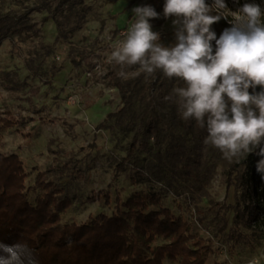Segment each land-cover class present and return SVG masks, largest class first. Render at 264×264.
Segmentation results:
<instances>
[{"label": "rangeland", "instance_id": "374dc122", "mask_svg": "<svg viewBox=\"0 0 264 264\" xmlns=\"http://www.w3.org/2000/svg\"><path fill=\"white\" fill-rule=\"evenodd\" d=\"M84 1L91 6L94 17L69 39L58 38L54 21L44 11L31 15V21L37 24V38L15 35L0 43V114L9 111L15 118H30L22 128L2 130L0 153L17 154L23 161L30 202L34 204L44 193L35 182L38 173L47 170H50L48 181L63 188L72 200L71 206L60 213L62 224L87 223L99 214L111 216L116 212L117 199L124 202L138 192L160 193L162 205L188 222L190 243L200 242L210 247L205 264H264V225L233 222L236 173L228 179L220 167L203 189L193 193L187 189L175 193L161 183L135 182L131 164L116 176L115 168L127 156L133 135L141 124L137 119L134 130L97 129L108 113L118 111L123 105L118 88L109 85V77L113 73L128 80L143 71L138 64H117L111 53L126 39L128 29L135 23L134 7L150 5L161 15L165 0ZM211 2L206 0L207 4ZM251 2L225 0L228 8L225 14L234 20L233 13ZM254 2L264 8V0ZM36 4L37 0H0V16H18ZM173 19H167L161 26L153 19L149 21L165 46L175 43ZM102 21L105 27L101 31ZM121 31L125 34L119 36ZM96 40L99 44L91 61H82L81 67L76 68L71 59L80 60L81 52L89 51ZM42 45L51 47V53L44 57L41 66L45 75L34 76L25 61ZM96 64L99 68H95ZM57 68L61 70L53 75ZM121 71L125 73L123 77L119 75ZM150 77L147 75V79ZM71 94H76L79 101L72 103ZM136 109L140 112L143 107L137 103ZM92 143L95 148L88 147ZM261 188L264 207V182ZM261 218L264 211H260ZM164 243L156 239L151 246ZM162 264H180V261L166 258Z\"/></svg>", "mask_w": 264, "mask_h": 264}, {"label": "trees", "instance_id": "16d2710c", "mask_svg": "<svg viewBox=\"0 0 264 264\" xmlns=\"http://www.w3.org/2000/svg\"><path fill=\"white\" fill-rule=\"evenodd\" d=\"M44 11L54 21L58 38L64 40L94 17L91 6L84 0H37L36 5L18 16H0V43L15 35L37 38V24L31 21V15ZM224 15L227 19L212 25L217 38L231 27V18L225 12ZM153 20L161 26L167 19L162 12L159 19ZM101 24L102 31L105 21ZM98 44L94 41L89 51L81 52L80 60L72 58L71 63L79 68L82 61L90 62ZM50 53L51 47L42 45L26 59L25 66L32 75H45L41 66ZM60 70L57 68L52 74ZM109 78V85L118 88L123 105L118 111L108 113L97 129L134 130L137 119L141 124L133 135L127 156L115 168L116 176L131 164L135 182L161 183L175 193L184 189L193 193L203 189L221 167L228 179L236 173L233 222L264 225V218L260 220V211H264L260 197L264 179L256 170L260 159L255 154L258 147L250 154L227 159L219 149L205 144L206 128L199 127L194 120L185 121L180 115L174 89L185 84L178 78H167L161 70L155 71L150 79L144 72L128 80L113 73ZM256 91H260L259 87ZM169 96L172 98L166 100ZM137 103L143 107L140 112ZM29 121L30 118L23 116L15 118L9 111L0 114V145L3 129L22 128ZM88 147L96 146L92 143ZM68 167L69 163L64 165ZM49 172L38 173L35 184L44 193L32 204L26 193L23 161L17 154L0 153V241L9 245L27 243L39 264H162L166 258L179 260L180 264L206 263L210 247L200 242L190 243L188 222L162 205L160 193L138 192L124 202L117 199L116 212L111 216L99 214L87 223L62 224L60 213L71 206L72 200L63 188L48 181ZM104 196L109 203L108 195ZM156 239L165 243L152 247Z\"/></svg>", "mask_w": 264, "mask_h": 264}, {"label": "clouds", "instance_id": "9594fccd", "mask_svg": "<svg viewBox=\"0 0 264 264\" xmlns=\"http://www.w3.org/2000/svg\"><path fill=\"white\" fill-rule=\"evenodd\" d=\"M225 10V0H165L163 17H174L175 29V43L165 46L149 23L160 14L150 5L134 7L135 23L111 59L121 66L138 64L149 76L161 70L182 81L185 86L174 89L182 119L206 128L204 143L227 159L258 147L256 170L264 179V8L254 0L244 3L217 38L212 25L227 19ZM0 264L39 261L27 243L0 241Z\"/></svg>", "mask_w": 264, "mask_h": 264}, {"label": "built area", "instance_id": "2783aa9c", "mask_svg": "<svg viewBox=\"0 0 264 264\" xmlns=\"http://www.w3.org/2000/svg\"><path fill=\"white\" fill-rule=\"evenodd\" d=\"M122 32V31H121ZM119 33V36H122V35H124L125 33L124 32H122V33ZM97 67V64L95 65V68ZM97 68H99V67H97ZM70 100L72 101V103H75V102H78L79 101V99H78V97H77V95L76 94H71L70 95Z\"/></svg>", "mask_w": 264, "mask_h": 264}]
</instances>
